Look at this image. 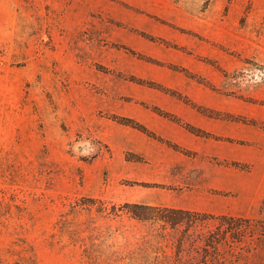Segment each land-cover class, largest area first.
Wrapping results in <instances>:
<instances>
[{
	"label": "rangeland",
	"instance_id": "obj_1",
	"mask_svg": "<svg viewBox=\"0 0 264 264\" xmlns=\"http://www.w3.org/2000/svg\"><path fill=\"white\" fill-rule=\"evenodd\" d=\"M0 264H264V0H0Z\"/></svg>",
	"mask_w": 264,
	"mask_h": 264
},
{
	"label": "trees",
	"instance_id": "obj_2",
	"mask_svg": "<svg viewBox=\"0 0 264 264\" xmlns=\"http://www.w3.org/2000/svg\"><path fill=\"white\" fill-rule=\"evenodd\" d=\"M140 210V212H132V215L135 218L141 220H156L164 223L165 225H170L171 227H177L179 225L190 226L195 221H197L196 213L187 210L181 209H171V208H160V207H151L144 205L134 206ZM155 211H160L166 213L164 215H154ZM230 227V224H229ZM234 227V225L232 226ZM237 227V225H236ZM228 229V228H227Z\"/></svg>",
	"mask_w": 264,
	"mask_h": 264
}]
</instances>
